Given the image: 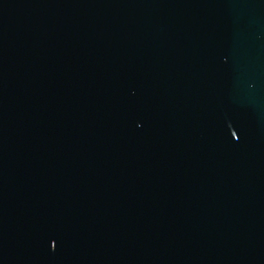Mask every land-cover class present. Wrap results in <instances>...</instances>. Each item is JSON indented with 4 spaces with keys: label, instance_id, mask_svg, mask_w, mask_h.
<instances>
[{
    "label": "water",
    "instance_id": "1",
    "mask_svg": "<svg viewBox=\"0 0 264 264\" xmlns=\"http://www.w3.org/2000/svg\"><path fill=\"white\" fill-rule=\"evenodd\" d=\"M0 264H264V0H0Z\"/></svg>",
    "mask_w": 264,
    "mask_h": 264
}]
</instances>
